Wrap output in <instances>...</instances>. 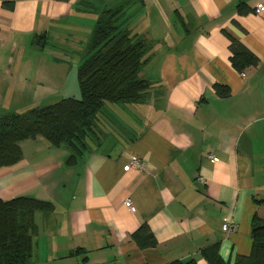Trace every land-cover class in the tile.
Returning <instances> with one entry per match:
<instances>
[{
    "label": "crops",
    "instance_id": "1",
    "mask_svg": "<svg viewBox=\"0 0 264 264\" xmlns=\"http://www.w3.org/2000/svg\"><path fill=\"white\" fill-rule=\"evenodd\" d=\"M261 3L0 0V116L42 107L67 87L80 91L77 69L104 10L126 7V27L155 50L146 71L152 98L109 107L101 139L77 165H67V148L37 138L21 142V160L0 169V199L55 206L53 214L36 217L30 264H209L203 252L215 245L227 264L251 256L252 221L257 201H264ZM230 38L245 44L259 65L236 71ZM216 85L230 96L219 97ZM130 155L145 169L126 171ZM228 222L234 231L223 230ZM143 224L156 248L141 250L132 241Z\"/></svg>",
    "mask_w": 264,
    "mask_h": 264
},
{
    "label": "trees",
    "instance_id": "2",
    "mask_svg": "<svg viewBox=\"0 0 264 264\" xmlns=\"http://www.w3.org/2000/svg\"><path fill=\"white\" fill-rule=\"evenodd\" d=\"M68 2L70 0H59ZM13 3L5 2L11 9ZM127 8L104 10L77 69L81 98H63L45 106L0 116V169L17 164L22 158L21 142L43 138L53 147L70 151L69 167L77 165L91 145L101 139V127L111 106H137L149 101L155 85L147 75L154 58L153 44L126 27ZM242 11V10H241ZM44 45L45 37H36ZM231 63L238 72L257 67L260 59L242 42L230 38ZM216 94L228 98L227 88L216 85ZM252 221L253 251L249 258H237L236 264H264V201ZM51 202L29 197L10 201L0 199V264H30L38 235L36 217L51 215ZM141 250L156 248L158 243L147 224L131 236ZM215 245L203 252L209 264H227ZM170 264H196L174 261Z\"/></svg>",
    "mask_w": 264,
    "mask_h": 264
},
{
    "label": "built area",
    "instance_id": "3",
    "mask_svg": "<svg viewBox=\"0 0 264 264\" xmlns=\"http://www.w3.org/2000/svg\"><path fill=\"white\" fill-rule=\"evenodd\" d=\"M256 10L258 12H263L264 11V3L258 4L257 7H256ZM209 159L212 162H214V160H215L213 156H210ZM145 165H146V163L142 159H140L138 156L130 155V157L128 159V163L125 166V170L126 171H130V170H144L145 169ZM125 207H127L131 211H133V209H134L131 200H127L125 202ZM222 228H223V230L225 232H231V231H234L236 229V225L233 222H228V223H225L222 226Z\"/></svg>",
    "mask_w": 264,
    "mask_h": 264
},
{
    "label": "rangeland",
    "instance_id": "4",
    "mask_svg": "<svg viewBox=\"0 0 264 264\" xmlns=\"http://www.w3.org/2000/svg\"><path fill=\"white\" fill-rule=\"evenodd\" d=\"M50 48H52L51 46H49ZM71 57H72V59H77V57H79V55L77 56V55H75V56H70L69 58L71 59ZM76 61V60H75ZM65 94H64V96H58V97H54V98H52L50 101H48V102H45L43 105H41L42 107H45V106H48V105H51V104H54V103H56V102H58V101H60V100H62L63 98H65V97H76L77 99L79 98H81V92L79 91V89H78V86H74V87H67L66 89H65V92H64ZM37 107V106H36ZM32 108H35V106H27V107H25V110L24 111H27V110H30V109H32Z\"/></svg>",
    "mask_w": 264,
    "mask_h": 264
}]
</instances>
